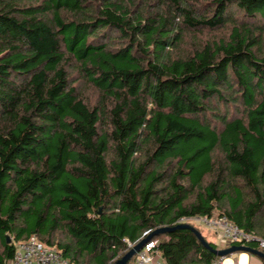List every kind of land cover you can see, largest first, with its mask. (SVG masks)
<instances>
[{"label": "trees", "instance_id": "1", "mask_svg": "<svg viewBox=\"0 0 264 264\" xmlns=\"http://www.w3.org/2000/svg\"><path fill=\"white\" fill-rule=\"evenodd\" d=\"M195 216L264 239V0H0V264L32 235L76 264L146 231L166 264L242 253Z\"/></svg>", "mask_w": 264, "mask_h": 264}, {"label": "built area", "instance_id": "2", "mask_svg": "<svg viewBox=\"0 0 264 264\" xmlns=\"http://www.w3.org/2000/svg\"><path fill=\"white\" fill-rule=\"evenodd\" d=\"M188 221L203 223L211 228L221 227L224 230L223 240H227L226 246L228 247L233 245L248 246L253 242L264 248V239L245 232L226 217L195 216L191 218L183 217L179 220L181 223ZM145 235H149V231H146ZM14 244L16 247L15 256L5 264H76L62 255L63 250L61 248L44 243L36 235H32L23 241L14 242ZM129 245L132 246L131 243ZM156 245L157 241L149 240L136 253L135 264H166L161 255L155 250ZM213 264H219V262L216 261Z\"/></svg>", "mask_w": 264, "mask_h": 264}, {"label": "water", "instance_id": "3", "mask_svg": "<svg viewBox=\"0 0 264 264\" xmlns=\"http://www.w3.org/2000/svg\"><path fill=\"white\" fill-rule=\"evenodd\" d=\"M179 226H184V227H189L192 228L193 231L198 235V237L202 240V242L208 246L209 248H211V246L207 243V241L205 240V238L203 237V235L195 228H193L191 225L189 224H180ZM169 228H164L163 230H168ZM153 234H149L145 239H143L141 242H139L136 246H134L125 256H123L121 259L117 260L114 264H125L131 257H133L139 250L142 249V247L151 239ZM7 241L10 242L11 238L9 237V235L7 236ZM215 252H217L220 255H227L229 253H234V252H239V251H244V252H249L253 255H258L262 258H264V252L253 248L251 246H243V245H233L230 247H226L225 249H218L215 250Z\"/></svg>", "mask_w": 264, "mask_h": 264}, {"label": "rangeland", "instance_id": "4", "mask_svg": "<svg viewBox=\"0 0 264 264\" xmlns=\"http://www.w3.org/2000/svg\"><path fill=\"white\" fill-rule=\"evenodd\" d=\"M81 91H83L84 94H96L92 88L89 89L88 87L81 88ZM189 224L195 225L199 229L200 233L205 235L209 241H212L218 249H225L228 247L226 246L227 240H223L224 230L221 227L211 228L207 227V225H204L203 223L194 221L189 222Z\"/></svg>", "mask_w": 264, "mask_h": 264}, {"label": "crops", "instance_id": "5", "mask_svg": "<svg viewBox=\"0 0 264 264\" xmlns=\"http://www.w3.org/2000/svg\"><path fill=\"white\" fill-rule=\"evenodd\" d=\"M264 258L249 252L234 253L223 260L222 264H264Z\"/></svg>", "mask_w": 264, "mask_h": 264}]
</instances>
